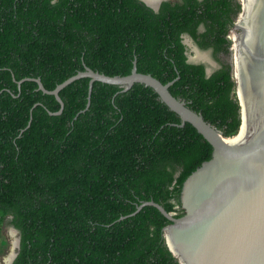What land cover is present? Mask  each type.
<instances>
[{
  "label": "trees",
  "instance_id": "16d2710c",
  "mask_svg": "<svg viewBox=\"0 0 264 264\" xmlns=\"http://www.w3.org/2000/svg\"><path fill=\"white\" fill-rule=\"evenodd\" d=\"M233 0H0V227L19 231L13 264H179L167 211L183 214L185 180L213 147L181 126L152 87L81 77L137 70L220 129L237 134L239 103L227 53ZM203 25V31L198 26ZM211 48L218 70L186 63L180 34ZM89 103V105H88ZM62 108V110H61ZM61 110L60 113H58Z\"/></svg>",
  "mask_w": 264,
  "mask_h": 264
},
{
  "label": "water",
  "instance_id": "95a60500",
  "mask_svg": "<svg viewBox=\"0 0 264 264\" xmlns=\"http://www.w3.org/2000/svg\"><path fill=\"white\" fill-rule=\"evenodd\" d=\"M244 4L241 0L239 16L245 12ZM251 4L253 35L249 53L252 70V75L248 76L249 87L242 80L246 70L240 60V37L245 36L247 30L244 22L240 23L238 19L233 30L234 61L230 58L241 120L236 133L244 122L239 89L247 105L246 138L241 142H231L230 136L224 135L200 112L190 108L185 100L174 96L169 90L174 80L163 83L150 73L139 72L136 61L128 75L112 76L86 67L85 71H79L53 90L46 89L42 81L36 79L39 88L54 94L62 106L60 90L81 77L90 78V92L95 81L117 84L123 90L142 83L152 87L159 98L180 116L181 126L191 123L210 142L212 157L183 184L180 203L183 215L178 217L153 200L138 207L153 205L170 220L163 228V236L179 264H264V0H252ZM253 88L255 96L250 94ZM252 101H255L253 113ZM19 246L20 237L17 250L5 264H13Z\"/></svg>",
  "mask_w": 264,
  "mask_h": 264
},
{
  "label": "bare ground",
  "instance_id": "6f19581e",
  "mask_svg": "<svg viewBox=\"0 0 264 264\" xmlns=\"http://www.w3.org/2000/svg\"><path fill=\"white\" fill-rule=\"evenodd\" d=\"M244 5H245V12H244V18L242 19V21L245 23V27H246V32L247 34L244 36V34H242L241 38V58L240 60L243 63V66L246 70V72L243 73V77L242 80L244 81V83H246L247 87H249V83H248V76L252 75V70H251V62H250V47H251V41H252V35H253V11H251L250 5H252V0H244ZM234 38V36H233ZM249 55V58H247ZM242 65V64H241ZM246 73V74H245ZM241 78V77H240ZM249 91V90H248ZM250 92V91H249ZM239 93V97L241 99V103L243 105V125L242 128L240 129V131L235 134V136L233 137H229V140L233 143L236 142H241L244 138H246V113H247V105L244 102L242 93L239 89L238 91ZM250 94L254 95V88L251 90ZM252 113H253V108H254V103L255 101H252ZM252 113H251V117H252ZM252 119V118H251ZM14 233H16V230H12ZM17 243H18V239L14 241V245H13V250L12 252L9 254V256L7 257L6 261L10 260L12 258V256L15 253V247H17Z\"/></svg>",
  "mask_w": 264,
  "mask_h": 264
},
{
  "label": "clouds",
  "instance_id": "9594fccd",
  "mask_svg": "<svg viewBox=\"0 0 264 264\" xmlns=\"http://www.w3.org/2000/svg\"><path fill=\"white\" fill-rule=\"evenodd\" d=\"M162 2L163 0H142V3L149 7L153 12L159 11V5ZM197 30L203 31V25H199ZM180 39L186 49L184 52L186 57L185 62L192 65H204L205 78H211L213 72L219 68V65L212 57L213 50L211 48L202 50L187 33H181Z\"/></svg>",
  "mask_w": 264,
  "mask_h": 264
},
{
  "label": "rangeland",
  "instance_id": "374dc122",
  "mask_svg": "<svg viewBox=\"0 0 264 264\" xmlns=\"http://www.w3.org/2000/svg\"><path fill=\"white\" fill-rule=\"evenodd\" d=\"M232 39H233V36H232ZM230 52H231V50H230ZM212 57L215 60L213 53H212ZM216 63L219 65V63L217 61H216ZM231 72H232V69H231ZM233 136H235V135H233ZM233 136H231V137H233ZM12 230H13V228H11V227H7V226L0 227V264L6 263L5 261H6L7 257L9 256V254L13 250L14 241L18 239V234L14 233ZM16 250H17V248L15 247V251Z\"/></svg>",
  "mask_w": 264,
  "mask_h": 264
},
{
  "label": "flooded vegetation",
  "instance_id": "af4514ba",
  "mask_svg": "<svg viewBox=\"0 0 264 264\" xmlns=\"http://www.w3.org/2000/svg\"><path fill=\"white\" fill-rule=\"evenodd\" d=\"M165 1H171V2H180L181 0H163V2ZM236 4L239 5V9L237 12H235L233 15H232V20H231V25L229 26L228 30H227V37L229 38V46H228V51L227 53H225L224 55H222L223 59H226L229 64H230V58L232 59V62L234 61V54H233V48H232V45H233V40L235 38V32L233 31L235 29V24H236V21L238 19V21L241 23L243 22L242 19L244 18V13L242 14V16H239V13L241 12V0H233ZM244 1V0H243ZM162 2V3H163ZM161 3V4H162ZM161 4L159 5V8L161 6ZM245 25V23H244ZM190 36V35H189ZM232 36H234V38L232 39ZM191 37V36H190ZM192 38V37H191ZM231 48V49H230ZM202 50H205V49H202ZM231 50V52H230ZM213 53V52H212ZM231 56V57H230ZM182 209V208H181ZM183 214H184V210H183ZM182 214V215H183ZM12 228V227H11ZM19 232V231H18ZM18 234V237H20L19 233Z\"/></svg>",
  "mask_w": 264,
  "mask_h": 264
}]
</instances>
